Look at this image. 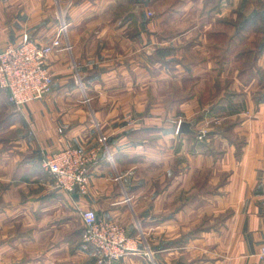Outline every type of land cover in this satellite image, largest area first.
<instances>
[{
    "label": "crops",
    "instance_id": "1",
    "mask_svg": "<svg viewBox=\"0 0 264 264\" xmlns=\"http://www.w3.org/2000/svg\"><path fill=\"white\" fill-rule=\"evenodd\" d=\"M61 17L52 92L18 111L0 88V264H99L88 209L137 238L107 264H261L264 0H0V51ZM195 119L203 141L176 132ZM66 147L99 153L86 195L42 166Z\"/></svg>",
    "mask_w": 264,
    "mask_h": 264
},
{
    "label": "built area",
    "instance_id": "2",
    "mask_svg": "<svg viewBox=\"0 0 264 264\" xmlns=\"http://www.w3.org/2000/svg\"><path fill=\"white\" fill-rule=\"evenodd\" d=\"M66 35L64 23L48 44L38 43L25 34L22 42L8 45L0 51V88L8 92L10 103L18 111L52 92L54 76L49 59L56 49L62 48ZM198 135V140L202 141L207 131L200 130ZM99 141L105 144L107 137L101 135ZM98 157L97 149L66 147L46 153L42 166L56 189L86 195L90 187V169ZM79 215L84 223L81 247L92 253L99 264L120 261L130 254L141 252L137 247V238L130 236L120 223L101 219L93 209L80 211ZM147 250L148 246L144 253ZM257 257L264 264V242Z\"/></svg>",
    "mask_w": 264,
    "mask_h": 264
},
{
    "label": "water",
    "instance_id": "3",
    "mask_svg": "<svg viewBox=\"0 0 264 264\" xmlns=\"http://www.w3.org/2000/svg\"><path fill=\"white\" fill-rule=\"evenodd\" d=\"M196 119L193 121H181L178 127L179 135H197V131L194 130V126L196 125Z\"/></svg>",
    "mask_w": 264,
    "mask_h": 264
},
{
    "label": "rangeland",
    "instance_id": "4",
    "mask_svg": "<svg viewBox=\"0 0 264 264\" xmlns=\"http://www.w3.org/2000/svg\"><path fill=\"white\" fill-rule=\"evenodd\" d=\"M61 19H62V21H63V23H64V18L61 17ZM61 27H62V26H61ZM61 27H59V29H60ZM66 38H67V35H66ZM66 38H65V39H66ZM238 49H239V47H238L237 49H235V53L239 52ZM45 98H46V97H45ZM181 121H182V120H180L179 123H180ZM178 127H179V124H178ZM178 127H177V130H176L177 133H178ZM194 127H195V126H194ZM194 130H195V129H194ZM201 130H206V131H207V129H201ZM195 131H196V130H195ZM199 131H200V130L197 131L198 134H199ZM207 133H208V131H207ZM198 134L195 135V137H196L197 139H198V136H199ZM206 136H207V135H206ZM205 138H206V137H205ZM205 138H204V139H205ZM204 139H203V140H204ZM203 140H202V141H203ZM147 251H148V250H147Z\"/></svg>",
    "mask_w": 264,
    "mask_h": 264
}]
</instances>
